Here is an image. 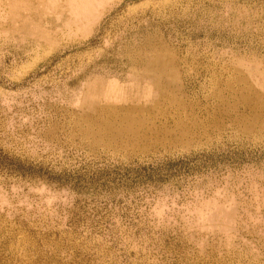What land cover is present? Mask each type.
Segmentation results:
<instances>
[{
  "label": "rangeland",
  "instance_id": "rangeland-1",
  "mask_svg": "<svg viewBox=\"0 0 264 264\" xmlns=\"http://www.w3.org/2000/svg\"><path fill=\"white\" fill-rule=\"evenodd\" d=\"M101 1L0 0V264H264V0Z\"/></svg>",
  "mask_w": 264,
  "mask_h": 264
},
{
  "label": "bare ground",
  "instance_id": "bare-ground-1",
  "mask_svg": "<svg viewBox=\"0 0 264 264\" xmlns=\"http://www.w3.org/2000/svg\"><path fill=\"white\" fill-rule=\"evenodd\" d=\"M103 1V0H102ZM101 1V2H102ZM18 5V4H17ZM24 6H26V5H24ZM89 7V6H88ZM22 12H23V10H22ZM26 12V11H25ZM24 17V16H23ZM25 21V19L23 18V21L22 22H24ZM26 22V21H25ZM30 24V23H29ZM70 27H68V29H69Z\"/></svg>",
  "mask_w": 264,
  "mask_h": 264
}]
</instances>
